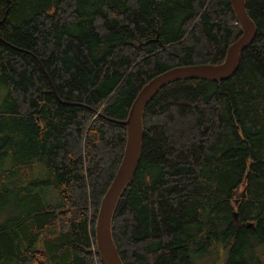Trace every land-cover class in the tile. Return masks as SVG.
<instances>
[{
    "label": "trees",
    "instance_id": "obj_1",
    "mask_svg": "<svg viewBox=\"0 0 264 264\" xmlns=\"http://www.w3.org/2000/svg\"><path fill=\"white\" fill-rule=\"evenodd\" d=\"M246 10L257 33L233 75L168 82L144 109L112 217L124 264L222 249V264H264V0ZM242 34L231 0H0V206L22 211L0 223V264H104L96 225L121 121L150 79L221 63Z\"/></svg>",
    "mask_w": 264,
    "mask_h": 264
},
{
    "label": "water",
    "instance_id": "obj_2",
    "mask_svg": "<svg viewBox=\"0 0 264 264\" xmlns=\"http://www.w3.org/2000/svg\"><path fill=\"white\" fill-rule=\"evenodd\" d=\"M243 34L227 50L221 63H196L170 68L150 79L136 96L128 118L121 121L127 127V141L121 163L107 189L99 210L96 242L104 264H124L112 236V217L118 199L136 171L143 140V112L148 102L168 82L183 78L224 79L239 67L241 53L253 42L257 27L246 10V0H231Z\"/></svg>",
    "mask_w": 264,
    "mask_h": 264
},
{
    "label": "rangeland",
    "instance_id": "obj_3",
    "mask_svg": "<svg viewBox=\"0 0 264 264\" xmlns=\"http://www.w3.org/2000/svg\"><path fill=\"white\" fill-rule=\"evenodd\" d=\"M6 89L3 88L1 94L4 95L6 92ZM9 165H7L8 167ZM1 169V167H0ZM39 171L44 172V168L42 165H37L36 166V173L38 174ZM38 191H40L42 193V195L44 196L45 199H47L50 202H56L58 200V192L53 188V186H46L43 185L42 188L38 187L35 188ZM13 204L7 205V206H0V223L5 222L8 219L11 218H15L19 215L22 214V211L20 208L16 207L14 205V201L12 202ZM225 253L224 250H221V253L219 254L220 258H217L218 255L217 253H211L212 256H214V258H217L218 260V264H222V261H220L222 254ZM212 256H205L203 258L199 257V258H195V264H217V262H215V259H213Z\"/></svg>",
    "mask_w": 264,
    "mask_h": 264
}]
</instances>
